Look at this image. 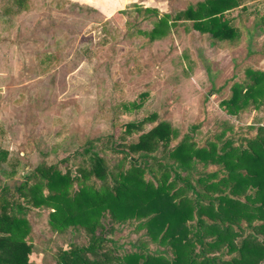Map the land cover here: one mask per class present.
<instances>
[{
	"label": "rangeland",
	"instance_id": "1",
	"mask_svg": "<svg viewBox=\"0 0 264 264\" xmlns=\"http://www.w3.org/2000/svg\"><path fill=\"white\" fill-rule=\"evenodd\" d=\"M202 1L29 0L27 10L15 12L12 0H0V149L8 151L0 162V194L2 188L30 182L41 163L78 175L77 168L89 165L85 149L115 165L124 154L111 150L106 139L117 138L123 123L152 113L155 118L144 129L167 122L176 136L171 146L183 137L198 145L223 138L245 145L256 135L264 127V95L257 108L249 104L236 115L227 114L221 102L234 83L250 82L247 69L264 71V0H238L225 11L235 29L230 39L212 37L186 19L185 10ZM197 168L204 173L218 169ZM145 177L151 178L148 172ZM24 210L30 264H55L61 248L88 245L89 234L82 228L53 229L48 209ZM104 222L105 243L114 241L118 254L144 248L173 255L159 238L150 237L141 220ZM239 222L232 228L220 225L228 227L226 242L239 245L246 237L248 245L264 244L263 219L255 218L249 227ZM188 224H196V216ZM242 227L241 236L236 232ZM201 230L205 241L217 244L214 234ZM190 238L196 254L202 253L193 230ZM226 242L206 249L205 256L218 263L264 264L262 249L234 262L231 257L239 258L238 251ZM206 257L198 254L197 259Z\"/></svg>",
	"mask_w": 264,
	"mask_h": 264
},
{
	"label": "trees",
	"instance_id": "2",
	"mask_svg": "<svg viewBox=\"0 0 264 264\" xmlns=\"http://www.w3.org/2000/svg\"><path fill=\"white\" fill-rule=\"evenodd\" d=\"M238 3L203 0L189 6L184 14L186 19L193 20L195 29L217 39H230L235 29L223 14ZM12 4L15 12H20L28 9L29 0H12ZM247 73L250 82L245 86L234 83L231 95L221 102L229 115H236L249 104L257 108L263 103L264 71L247 69ZM154 118L152 113L140 121L125 122L117 138L112 135L106 139L111 150L124 154L115 165H107L102 157L85 149L82 154L88 155L89 165L77 168L78 175L41 163L28 177L30 182L23 181L13 190L2 188L0 264H30L31 247L25 239L30 224L23 215L25 206L48 209L53 229L82 228L89 234L88 245L61 248L55 264H231L229 259L218 263L214 257H206L205 250L226 242L228 227L221 229V224L232 228L243 219L249 227L255 218L264 220V127H258L256 135L248 138L245 145L234 146L231 139L221 135L220 142L211 140L198 145L183 137L171 146L176 136L167 122L144 129L145 123ZM133 136L136 138L127 141ZM7 155V150L0 149V162ZM209 165L218 169L209 173L198 171L197 166ZM221 171L225 174L218 178ZM146 172L151 178L145 177ZM209 178L217 180L204 183ZM96 180H100L98 186ZM178 182L181 184L177 185ZM209 190L216 194L208 193ZM188 192L193 196H188ZM205 194L209 195L208 200L204 199ZM194 216L196 224L189 225ZM105 219L112 223L141 220L152 239L159 238L170 248L172 257L164 251L149 253L144 248L118 254L113 240L110 246L105 243ZM201 228L214 234L217 244L205 241L207 234ZM191 230L197 235L198 250L202 253L196 249V254L193 241L189 243ZM244 232L242 227L236 233L242 236ZM245 239L239 245L226 242L230 250L238 251L239 258L231 257L234 262L242 263L251 253L264 250V244L248 245ZM198 254L206 258L198 260Z\"/></svg>",
	"mask_w": 264,
	"mask_h": 264
}]
</instances>
